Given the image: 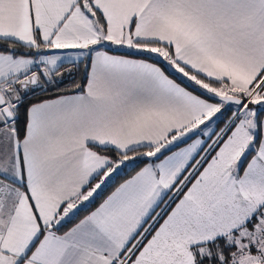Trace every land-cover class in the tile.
I'll return each instance as SVG.
<instances>
[{"label":"snow or ice","instance_id":"1","mask_svg":"<svg viewBox=\"0 0 264 264\" xmlns=\"http://www.w3.org/2000/svg\"><path fill=\"white\" fill-rule=\"evenodd\" d=\"M0 264H264V0H0Z\"/></svg>","mask_w":264,"mask_h":264},{"label":"trees","instance_id":"2","mask_svg":"<svg viewBox=\"0 0 264 264\" xmlns=\"http://www.w3.org/2000/svg\"><path fill=\"white\" fill-rule=\"evenodd\" d=\"M76 79H77V81L83 83V72L78 73L77 76H76ZM129 178H130V177H129ZM122 180H123V177L121 178V180H120L119 182H122ZM97 206H98V205H97ZM93 210H94V209H93ZM85 214H86V213H82L81 216H80L77 220L72 221L71 223H69V224L66 226L65 230H68V229H70L72 226H74V224L77 223L79 219L83 218V215H85Z\"/></svg>","mask_w":264,"mask_h":264},{"label":"crops","instance_id":"3","mask_svg":"<svg viewBox=\"0 0 264 264\" xmlns=\"http://www.w3.org/2000/svg\"><path fill=\"white\" fill-rule=\"evenodd\" d=\"M122 51V50H121Z\"/></svg>","mask_w":264,"mask_h":264}]
</instances>
